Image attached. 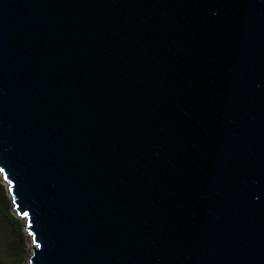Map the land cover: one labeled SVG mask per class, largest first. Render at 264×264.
<instances>
[{
	"label": "water",
	"instance_id": "1",
	"mask_svg": "<svg viewBox=\"0 0 264 264\" xmlns=\"http://www.w3.org/2000/svg\"><path fill=\"white\" fill-rule=\"evenodd\" d=\"M0 172L30 264H264V0H0Z\"/></svg>",
	"mask_w": 264,
	"mask_h": 264
},
{
	"label": "rangeland",
	"instance_id": "2",
	"mask_svg": "<svg viewBox=\"0 0 264 264\" xmlns=\"http://www.w3.org/2000/svg\"><path fill=\"white\" fill-rule=\"evenodd\" d=\"M0 172V264H30L34 242Z\"/></svg>",
	"mask_w": 264,
	"mask_h": 264
}]
</instances>
